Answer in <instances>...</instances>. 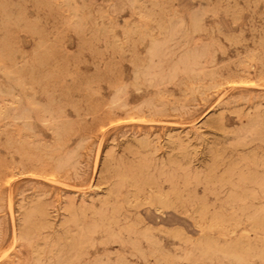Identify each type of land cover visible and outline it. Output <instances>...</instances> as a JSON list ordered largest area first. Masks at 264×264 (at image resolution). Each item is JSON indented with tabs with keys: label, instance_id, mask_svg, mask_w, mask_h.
<instances>
[{
	"label": "rangeland",
	"instance_id": "1",
	"mask_svg": "<svg viewBox=\"0 0 264 264\" xmlns=\"http://www.w3.org/2000/svg\"><path fill=\"white\" fill-rule=\"evenodd\" d=\"M262 112L264 0H0V264H264ZM118 176H174L206 219L111 223Z\"/></svg>",
	"mask_w": 264,
	"mask_h": 264
},
{
	"label": "bare ground",
	"instance_id": "2",
	"mask_svg": "<svg viewBox=\"0 0 264 264\" xmlns=\"http://www.w3.org/2000/svg\"><path fill=\"white\" fill-rule=\"evenodd\" d=\"M243 86H245V85H243ZM245 130L246 131H254L256 133L258 139L261 141H264V113L263 112L258 113L255 118L249 119L248 122L246 123V129ZM238 139L240 140L241 137H238ZM243 178H245V181L250 180V183H252L255 186H258L261 190H264V178H262L261 180H258V175L255 171L249 173L248 175H246V177H245V175H243ZM174 179H175V177L172 176L168 180V182L170 183V186H171L170 190L168 192H165L164 191L165 189L162 188V186H160V187L156 188V191H152V194L150 196L142 198V196H141L142 187H141V184L139 183L137 178H132V177L129 178L128 176H118L115 178L114 181L109 182L108 197L112 200V203L111 204L105 203L104 207L102 209V212L99 214H100L101 218H103V219H105L111 223H116L119 220L120 211H121L120 209L124 208V207H134L137 210L140 207H144L145 210L147 211V214L149 213L151 208L154 209L155 211L171 210L172 212L178 211L181 209L186 210V211L191 209L198 216V220H200V221L205 220L206 219L207 203L205 201H201L200 199H197L195 195L190 194L189 192L184 194V192H183L184 190L182 191L180 188H178V183L175 182ZM125 188H127L126 191H124ZM252 197H253V199L256 198L255 195H253ZM241 200L242 199H241L240 195L236 191H232L228 195L226 201L228 204H234V203L239 202ZM110 207L112 210V215L108 216L107 212L110 210ZM221 219L222 218H219L218 216H213V221H220ZM74 221H76V219H74ZM195 222L197 224L196 226L200 227L199 223L197 221H195ZM153 229L155 231V228H153ZM128 231H130L132 233H138L132 227ZM142 235H143V237H145V239L148 242H150L153 245V247H155V251L156 250H160V251L162 250V249L158 248L159 242L155 238L154 233H152L149 229H144ZM171 235H173L175 238H177V235H175V234H171ZM68 247H70V246H68ZM215 249H216V247H214L212 244H208L206 249L203 251V253L207 255L209 252L214 251ZM229 255L231 256L232 260L234 259L237 262H240L242 260V258L234 251L233 248L229 249ZM163 257L166 260L167 264H173L174 263V262L172 263V258L169 255L165 254V255H163ZM63 258H65V257H63Z\"/></svg>",
	"mask_w": 264,
	"mask_h": 264
}]
</instances>
